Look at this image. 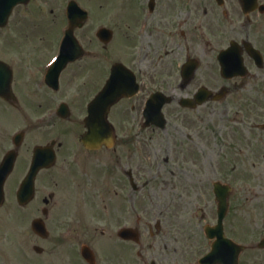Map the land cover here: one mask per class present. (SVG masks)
I'll return each mask as SVG.
<instances>
[{
	"label": "flooded vegetation",
	"instance_id": "1",
	"mask_svg": "<svg viewBox=\"0 0 264 264\" xmlns=\"http://www.w3.org/2000/svg\"><path fill=\"white\" fill-rule=\"evenodd\" d=\"M66 4L59 8V1L55 3L59 10ZM110 13L108 17L122 16L123 27L107 26L113 30L114 36L106 47L98 40L94 29L89 33L91 38L83 35L82 39L96 43L90 44V59L96 60L97 52L112 56L110 65L105 66L102 61L98 63L99 67H105L100 79V73L91 74V98L106 84L116 62L125 64L138 83L136 95L119 99L110 109V121L115 124L116 120L123 121L121 129L116 127L115 146L90 150L81 143L85 130H77V118L84 111V103L82 97L77 100V89L70 85L71 80L64 85L62 76L69 66L60 74L58 90L45 81L57 47L54 36L45 48L44 62L27 65L30 70L25 71L31 77L26 79L14 69L16 100H0L4 108L11 110L0 114V126H6L7 119L17 115L31 125V130L25 133L27 155L19 152L21 162L12 174L16 176L15 180L20 183L32 164L33 154L28 142L31 137H36L34 146H49L51 140L55 142L50 146L55 151L56 161L50 169L39 172L36 199L47 191L40 209L47 230L51 226L58 232L76 235V245L70 251L75 264H129L130 248L138 249L136 254L140 264H199V259L207 256L216 242V237L209 236V230L218 222L214 184L228 185L230 191L224 197L227 207L222 228L224 238L246 247L239 256V264H264V248L259 246L264 239V218L258 222L262 227L259 240L250 236L249 240L241 241L249 234L241 229L240 222L236 225L235 211L243 209L233 207V200L239 197L241 189H246L252 196L259 192L250 180L254 178L251 174L255 173L250 174L249 168L246 169L248 175L241 173L240 168L227 169L226 158L221 153L218 177L212 180L211 190L207 179V154L201 157L206 165L202 173L194 171L200 158L194 159V152L210 146L203 125L207 119L185 118L188 125L178 124L177 131L187 139V142H180L179 147L178 140L174 143L177 135L167 131L164 138L158 136L159 141L167 142L164 144L166 150L170 148L168 153L173 154L165 158V165L159 168L156 164L159 151H164L162 143L158 148L159 141L156 142L154 136H151V143L145 138L146 132L166 131L145 125L147 116L151 117L147 102L155 93L165 96H161V100L170 99L161 107V112L170 121L173 118L179 120L176 112H194L217 104L222 115L220 121L224 122L218 133L213 134L218 149L227 147L231 150L236 163L241 155L247 158L254 153L256 161L253 166L264 171V136L256 137V134H264V0H132L124 5L121 13L117 14L113 8ZM227 22L229 24L225 25ZM76 34H80V30ZM118 36L133 38L135 45L131 61L126 56L113 61L114 55H119L122 50L121 43L115 42ZM232 42L236 53L234 73L229 75L223 73L219 57ZM210 53L216 57L219 75L200 77L199 71ZM146 55H152L150 66L144 64L148 62L145 61ZM150 71H156V74ZM75 73L73 79L79 74ZM203 88L208 99L196 106L186 105L188 100L195 101V95ZM62 104L67 105V113L57 112ZM152 107L159 109L156 104ZM52 122L54 128L51 129L49 124ZM230 122L233 125H229ZM228 129H237L231 136L236 140L234 146L226 138ZM239 134L248 136L250 142L244 151L238 149ZM9 142H12V135L0 132V162ZM172 143L174 145L170 146ZM104 157L106 160L103 161ZM87 162L94 164L88 165ZM195 174L199 175L196 183L201 181L208 186L199 188L194 185ZM52 181L55 184L53 190L50 188ZM194 191L197 192L195 202H187ZM209 191L214 196L212 205ZM123 229L129 230L127 237L123 236ZM195 231L201 232L199 240ZM59 237L56 238L59 241L54 240L53 247L45 245L50 237H38L39 243L33 248L40 247L41 256L55 254L60 242L72 235L61 238V241ZM225 245L223 242L220 250L224 258L231 254Z\"/></svg>",
	"mask_w": 264,
	"mask_h": 264
},
{
	"label": "rangeland",
	"instance_id": "2",
	"mask_svg": "<svg viewBox=\"0 0 264 264\" xmlns=\"http://www.w3.org/2000/svg\"><path fill=\"white\" fill-rule=\"evenodd\" d=\"M56 1H59V8L66 4L68 0H32V3H30L29 6L26 7H19L14 15L12 16L10 20V24L6 28H0V56L2 58H5L7 60H11L12 62L16 61V69L19 72L20 76L31 77L25 70H29L27 65L33 63H43L45 57V48L48 47L49 39L53 38L56 40V37L58 39V36L60 34V30L62 25L64 24L63 21V14H61V10H59L58 7H56L55 3ZM82 1L84 5H87L91 11L92 15L96 14L97 18L95 20L92 19L87 26V28L83 31V35L85 38H91L90 36L92 34H89L90 31H93L91 29L98 28L99 23L106 24L109 27H123V21L122 16L120 17H114L110 16L108 17V14L110 13L111 9L118 14L121 13L123 10L124 5L130 4L132 0H79ZM138 1V0H137ZM124 2V3H123ZM81 3V2H80ZM86 6V7H87ZM112 6V7H111ZM65 8V7H63ZM111 14V13H110ZM229 23H225V25H228ZM124 30V28H123ZM122 30V31H123ZM229 30L227 29V32ZM231 36H233V33H229ZM118 35V33H117ZM116 35V36H117ZM119 36L115 37V42L118 41V43H121L120 48L122 47V50H120L119 55L116 53L113 57V61L117 59H121V57L126 56L127 60L131 61L133 59L132 51L135 43L133 42V38L128 37L122 39L119 38ZM54 40V41H55ZM131 42V43H130ZM90 44H96L94 41H87L86 42V48L90 49ZM97 58L90 59L86 58L82 62H79L78 64L70 65L69 68L63 73V79H64V85H66L68 80H71V86L77 89V100L82 97V101H87V96L91 93V74L100 73L98 79H100L101 75L104 72L105 67H99V62H104L105 66L110 65L112 56L109 57L106 56V54L97 52ZM125 57V58H126ZM147 58H145V61L148 60V62H144L146 66H150L151 62L149 61V58L152 57V55H146ZM15 62V63H16ZM142 64V66H145ZM77 68V70L75 68ZM71 71V73H70ZM77 73V79H73V76ZM152 74H156V71L152 72ZM219 75L218 72V65L216 62V57L214 58L213 55L210 53V56L207 57L204 60V64L202 65L199 74L200 77H208L212 74ZM69 77V78H68ZM22 78V77H20ZM87 97V98H84ZM8 107H3V105L0 104V114L8 113L6 112V109ZM209 108V109H208ZM208 109V110H207ZM9 110V109H8ZM207 110V111H204ZM219 111V113H218ZM31 112V111H30ZM80 111H77V114H79ZM34 113H39L38 110H34ZM20 116V115H19ZM84 112H82L81 115L77 118V130L83 131L84 125L79 120L81 117L84 118ZM176 116H179V120H176L173 118L170 125L167 126L166 131L163 133H150L146 132L145 138L148 139V143H151V136H154V140L159 141L158 136H161V138H164L167 131L174 136V143L176 140H178L177 146L179 147L180 142H187V139L185 137H182L180 135V132L177 131L178 124L185 123L187 124L185 118H196L199 117L200 120L207 119V121L203 124L205 125L207 129V133L209 135V147H200L204 150L195 151L194 152V159L197 160L198 166L194 168V171L197 173L204 170L206 167L204 160L201 159L204 154L208 155V164H207V179L209 183V190L212 189V183L215 178L218 177V163L221 159V155L225 156L226 158V167L229 170H234L235 168H240L241 173H246V169H250V174L254 176V178L250 179L252 186H254L259 192L254 196L249 194L246 189H241L239 197L235 200H233L235 206L238 210L235 211L236 215V225L240 222L241 229L245 230L249 236H245L242 238L241 241L249 240L250 236L253 237V240L256 238H259L260 234L259 232L262 231V227L258 224L259 220L264 218V171L263 169H258V167H254L253 163L256 161L255 154L252 153L248 155V157H244L241 155V157H238L240 160L236 163V159L233 157L232 153L230 152L227 147H225L224 152L222 150L218 149L217 146V140L215 139V136L213 134L218 133V129L220 124H223L220 116V106L217 104H211L208 105L206 108L199 109L198 111L194 112H188V111H182V112H176ZM16 123L17 124L20 120V117L17 118ZM7 126L13 125L12 119H7ZM79 120V122H78ZM14 124V125H15ZM82 124V125H81ZM196 124V123H194ZM14 125L12 126L14 128ZM188 125V124H187ZM229 125H233L231 122ZM116 126L121 129L123 127V121H117L116 120ZM0 126V132L2 134L4 133H10L13 128H3ZM237 129H228L226 138L232 146L235 144V139L231 136L234 134V132ZM264 134H256V137H263ZM158 138V139H157ZM248 136H243L242 134H239L238 138V149L241 151H244L248 145H250V142L247 141ZM3 138H1L2 140ZM232 139V141H231ZM29 142V141H28ZM160 142L162 143V153L159 151V159L157 160L156 167H162L165 165V158L171 157L172 152L168 151L169 149H165L163 140H160L157 147L160 146ZM227 142V143H228ZM167 143V142H166ZM174 143H172L170 146H173ZM234 144V145H233ZM247 145V146H246ZM260 145V143H259ZM8 146V145H7ZM228 146V145H226ZM169 147V146H168ZM259 149V148H258ZM23 152L27 155L26 149L23 150ZM188 154V152H186ZM181 154V152H180ZM182 155V154H181ZM237 156V155H235ZM103 161L106 160V157L102 159ZM174 160H177L176 158ZM232 162V163H231ZM100 163V162H99ZM88 165L94 164L93 162H87ZM253 167H252V166ZM234 167V168H232ZM258 169V170H257ZM55 170V169H54ZM58 171V169H57ZM263 171V172H262ZM17 173L18 170L16 171ZM200 173V175H201ZM240 174V173H237ZM202 176V175H201ZM199 175L195 174L194 178V185H197V187H203L204 185L208 186L206 183H196L198 180ZM167 178H171L167 176ZM203 180V179H202ZM209 180L211 182H209ZM19 181V180H18ZM14 176L9 180L8 185H6V202L3 207V209L0 211V264H75L74 256L71 255L70 251L73 247L76 245V235L71 234V232H58V230L53 229L51 226H49L50 231V240L48 242H45V245H48L50 247L54 246V240H57L56 238L61 235V238H67V236L72 235V237L68 238L67 240L61 241V245L58 246V249L56 250V253L54 254H45L43 256H37L33 250V245L36 243H39L38 236L34 235L32 229H31V223L36 217H41L42 213L40 211L41 207H43L42 199L47 193V191L43 192L41 196L36 199L34 202H32L30 205L26 207H21L18 205V202L15 197L14 188L16 186V182ZM238 185V184H237ZM54 182H51L50 188L51 190L54 189ZM42 187V186H40ZM42 190V188H41ZM210 194V191H209ZM197 198V192L194 191L192 196L189 197L188 200H186L189 203H194ZM213 198L214 196L210 194V200L211 205L213 204ZM97 201H100L97 199ZM179 203L177 204V206ZM210 212L212 213V210L210 209ZM196 232V231H195ZM197 240L201 238V232H196ZM247 237V238H246ZM59 241V240H57ZM52 244V245H51ZM138 249L136 248H130L129 250V264H140L138 256L136 254ZM48 258V259H47Z\"/></svg>",
	"mask_w": 264,
	"mask_h": 264
},
{
	"label": "water",
	"instance_id": "3",
	"mask_svg": "<svg viewBox=\"0 0 264 264\" xmlns=\"http://www.w3.org/2000/svg\"><path fill=\"white\" fill-rule=\"evenodd\" d=\"M13 1V0H12ZM4 9V8H3ZM6 13L3 14V17H7V11H5ZM2 25V23H1ZM106 117V113L104 114ZM96 118V119H95ZM94 118V114L92 113L90 115V117L87 120V123L89 125V127H91L92 129L97 128L98 126L100 127H104V123L105 121H103L102 117H100L99 115H96V117ZM92 124V125H91ZM96 140H92L89 144H95ZM88 143V142H87ZM7 170L4 168L0 171V205L2 204V202L4 201V192H3V187H4V183L6 180L7 175H5ZM9 171V170H8ZM8 173V172H7ZM32 189H29L28 186L24 185L23 187V196L20 197L21 201H26L27 199H29L32 195ZM23 198V199H22Z\"/></svg>",
	"mask_w": 264,
	"mask_h": 264
}]
</instances>
